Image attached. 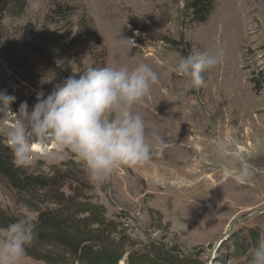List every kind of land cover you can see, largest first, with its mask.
I'll return each instance as SVG.
<instances>
[{
    "label": "rangeland",
    "instance_id": "1",
    "mask_svg": "<svg viewBox=\"0 0 264 264\" xmlns=\"http://www.w3.org/2000/svg\"><path fill=\"white\" fill-rule=\"evenodd\" d=\"M61 1L71 15L53 13ZM191 2L5 1L0 90L17 99L0 114V136L13 158L7 126L20 103L27 101L31 108L38 91L46 96L92 65V33L80 24L90 18L106 50L105 65L144 62L159 74L138 110L166 147L146 164L123 166L106 182L93 184L71 152L62 159L45 157L42 153L54 151L53 144L36 141L41 149L33 151L27 168L53 177L57 185L52 191L16 195L0 180L2 210L19 217L27 213L36 222L39 210L69 206L74 210L69 218L86 219L91 230H107L103 244L92 243L115 255L118 264H248L249 250L264 236V0H216L208 20L196 25L189 22ZM26 24L35 32L23 39ZM204 50L219 51L222 60L207 72L203 86L186 91V78L172 68L184 52ZM252 78L261 81L260 91ZM242 124L252 133L236 139ZM219 137L233 140L256 167L246 183L235 180L237 161L217 155ZM23 264L47 263L25 256Z\"/></svg>",
    "mask_w": 264,
    "mask_h": 264
},
{
    "label": "clouds",
    "instance_id": "2",
    "mask_svg": "<svg viewBox=\"0 0 264 264\" xmlns=\"http://www.w3.org/2000/svg\"><path fill=\"white\" fill-rule=\"evenodd\" d=\"M221 60L219 51H193L181 57L172 71L186 78L188 91L203 86L205 74ZM79 73L63 79L46 96L38 91L31 108L23 101L18 113H13L7 143L18 167L31 165L36 141L51 143L54 151L43 156L62 159L66 151L71 152L82 162L89 182L102 184L121 167L143 165L162 154L164 138L138 110L160 79L148 63L88 66ZM16 99L6 89L0 90V114ZM215 151L238 162L237 183L244 184L255 175L256 167L233 140L217 138ZM34 238V217L27 213L0 228V264H23ZM248 264H264V236L249 250Z\"/></svg>",
    "mask_w": 264,
    "mask_h": 264
},
{
    "label": "trees",
    "instance_id": "3",
    "mask_svg": "<svg viewBox=\"0 0 264 264\" xmlns=\"http://www.w3.org/2000/svg\"><path fill=\"white\" fill-rule=\"evenodd\" d=\"M6 0H0V9L4 11L7 7ZM4 5V6H3ZM216 6V0H192L190 7L192 10L189 22L192 25L205 23ZM53 13L61 16L71 15V8L67 2L61 1L56 4L52 10ZM84 24L85 29L92 34L89 39L93 42L94 53L93 63L91 66H105L106 50L101 42L99 31L96 28L93 20L90 18L88 22H80ZM22 38L27 39L35 32L34 26L26 24L23 29ZM187 55L185 52L183 56ZM264 77V72L260 73ZM207 73L205 74V80ZM254 83L256 92L261 89V81L251 79ZM0 180L7 187L13 190L16 195L20 194H35L38 191H52L56 187V181L53 177L39 174L25 167H18L14 163L10 150L3 145L0 136ZM72 212H71V210ZM73 209L66 206L63 210H54L45 212L39 210L37 221L35 222V238L32 244L27 248L26 257H31L35 260L44 261L47 264H118L115 255L107 253L106 248L97 249L94 243L101 244L104 239H108L104 235V231L99 232L98 229H88L86 219H78L75 217L69 218V213H73ZM79 211L75 214L78 215ZM19 216L9 214L0 208V228L6 227L14 222ZM114 260V261H113ZM72 261L71 263H67ZM141 262V261H140ZM135 262L132 264H139Z\"/></svg>",
    "mask_w": 264,
    "mask_h": 264
},
{
    "label": "bare ground",
    "instance_id": "4",
    "mask_svg": "<svg viewBox=\"0 0 264 264\" xmlns=\"http://www.w3.org/2000/svg\"><path fill=\"white\" fill-rule=\"evenodd\" d=\"M251 123V121H250ZM252 124V123H251ZM245 124H242V126L237 129L236 131V135L235 138L236 139H240V140H244L246 137H249V134H251V130L250 128H248L247 130H243ZM254 128V126H251ZM238 142V141H237ZM41 148L38 145H34L33 151H39ZM165 156V155H164ZM171 163V162H170ZM178 173V172H177ZM197 173V172H196ZM225 175H227V173H224ZM179 175V174H178ZM228 177V176H227ZM230 177V176H229ZM184 178V177H183ZM190 178V177H189ZM227 179V178H226ZM211 180V179H210ZM207 181V180H206ZM215 182V181H214ZM205 183V182H204ZM200 185V184H199Z\"/></svg>",
    "mask_w": 264,
    "mask_h": 264
},
{
    "label": "water",
    "instance_id": "5",
    "mask_svg": "<svg viewBox=\"0 0 264 264\" xmlns=\"http://www.w3.org/2000/svg\"><path fill=\"white\" fill-rule=\"evenodd\" d=\"M227 235V232L225 233V236ZM225 236L221 237L219 241L223 240Z\"/></svg>",
    "mask_w": 264,
    "mask_h": 264
}]
</instances>
